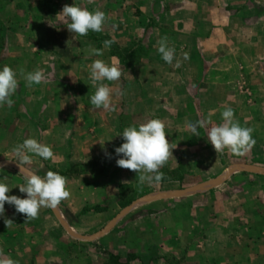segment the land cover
<instances>
[{
  "label": "crops",
  "instance_id": "crops-1",
  "mask_svg": "<svg viewBox=\"0 0 264 264\" xmlns=\"http://www.w3.org/2000/svg\"><path fill=\"white\" fill-rule=\"evenodd\" d=\"M72 4L103 11V31L70 33L59 12ZM162 37L175 48L179 67L159 55ZM105 40L113 41L108 49ZM91 48L103 55L89 56ZM96 59L122 71L119 81H104L113 89L112 110L90 103L95 88L89 66ZM4 65L18 74L42 69L47 82L28 87L18 75L14 103L0 107V162L16 163L12 149L28 138L50 146L53 159L33 157L24 168L66 177L70 196L56 208L81 235L101 231L137 192L131 186L139 174L118 167L114 153L127 126L158 118L166 125V139L177 146L160 169L164 179L147 193H171L189 188L196 176H212L205 163L219 162L221 152L208 143L207 131L223 122L226 107L241 126L253 129L251 155L264 152V0H0V68ZM243 80L251 103L236 90ZM198 120L206 125L196 137L185 123ZM25 175L0 166L9 195L25 196L17 187ZM219 189L136 203L91 241L70 236L51 208L27 219L5 204L0 261L103 264L113 255L129 264H264V176L235 172Z\"/></svg>",
  "mask_w": 264,
  "mask_h": 264
},
{
  "label": "clouds",
  "instance_id": "clouds-1",
  "mask_svg": "<svg viewBox=\"0 0 264 264\" xmlns=\"http://www.w3.org/2000/svg\"><path fill=\"white\" fill-rule=\"evenodd\" d=\"M59 19L67 24L70 33L79 36H87L89 32H102L106 23V14L99 9L89 11L87 8L78 5H65L59 12ZM113 41L105 40L103 48H110ZM157 51L162 60L168 65L179 67L180 61L176 58L175 48L169 46L167 38L162 37L158 42ZM89 56H102L101 49L91 48L88 50ZM183 59L188 60V53L183 54ZM89 79L95 88L94 94L90 96V103L96 109L112 110L113 89L104 81H119L122 71L115 64H109L102 59L94 60L89 66ZM19 77L26 82L28 87L47 82V77L42 69L32 72L16 70L8 65L0 68V107L7 105L11 107L14 103L12 97L17 92ZM122 95L123 93H116ZM222 123L211 127L207 131V141L214 150L219 153L225 149L236 155H243L254 144L252 138L253 129L243 127L234 116V110L226 107L221 112ZM205 121L186 122L185 128L192 136L199 137V129L204 128ZM166 125L160 119H150L139 125H130L124 128L118 135L123 143L115 147L114 153L117 157L118 167L132 170L139 174V183L151 185L159 184L164 179V173L160 171L170 157L175 148L166 139ZM16 163L23 171L25 165L33 163V157L42 160L54 158L52 148L42 144L35 138L25 139L22 143L12 149ZM111 158V156H109ZM67 179L58 172L48 171L46 175H37L34 171L24 176V183L17 186L19 192L25 194L23 198L17 195H9L11 191L9 184L0 179V217L5 214V204L13 206L16 213L24 214L27 219H35L41 208H56L62 200L70 196L67 190ZM9 224L11 220H7ZM0 264H16L11 258L0 261Z\"/></svg>",
  "mask_w": 264,
  "mask_h": 264
},
{
  "label": "rangeland",
  "instance_id": "rangeland-1",
  "mask_svg": "<svg viewBox=\"0 0 264 264\" xmlns=\"http://www.w3.org/2000/svg\"><path fill=\"white\" fill-rule=\"evenodd\" d=\"M239 23V21L237 22H234L233 25L235 26V24ZM236 90L239 94H243L246 96V101L249 103L251 101V91L248 87V84L243 80V81H239L236 85ZM251 103V102H250ZM250 105V104H249ZM251 106V105H250ZM250 111V110H249ZM251 117V114H249ZM250 121H252V117L250 119ZM252 148H250L248 151H246L243 155H236V154H233L231 151L225 149L223 152H221L220 156H221V160L218 162L217 160L216 161H212L210 163V165L208 163H205L206 165H208L210 168H211V172H212V176L211 177H204V178H200L199 176H196L194 179H190V185L186 186V187H192V186H195L199 183H202V182H205V181H208V180H211V179H214L216 178L217 176L219 175H223L224 173H226V171H228L229 169H231L232 167H238V166H241V165H254V166H259V167H263L264 168V164H261L260 162L264 163V161L260 160V159H263L264 160V152L260 153L258 152V154L256 155L252 154L253 151H251ZM243 159L242 161H239L238 159ZM224 167V172L222 171V173H219L218 174V171L221 170L222 168ZM209 168V169H210ZM247 173H250L254 176H259V175H263L264 174H260V173H257V172H254V171H247ZM197 174L199 175V171L197 172ZM138 183V184H137ZM155 183L151 184V185H148L147 183L145 184H141L139 183V179L136 181L135 185L131 186L132 190L133 188H135L137 190V192L133 193V195L131 196V198H133V201L137 200L138 198L142 197V196H145V195H155V194H162V193H159V192H151V193H147L151 190V188H154L155 186ZM220 183L218 184H212L210 185L209 187H207L205 190H201L199 192H196V195L198 193H207V194H214L215 192L216 193H219L220 192ZM185 187H182L180 189H176V190H172L171 192L173 191H177V190H181V189H184ZM211 191H214L213 193H210ZM219 191V192H218ZM206 194V195H207ZM124 195V193H122V196ZM202 195V194H201ZM130 197V196H129ZM200 196H198L196 198L195 201H200V204L203 203L204 198L201 199V197L199 198ZM131 204V203H129ZM128 205V204H127ZM125 205V206H127ZM140 207V208H138ZM142 205L140 206H135V210H132V211H138V209H141ZM123 208L120 209V211L122 210ZM120 213V212H119ZM134 213V212H133ZM136 213V212H135Z\"/></svg>",
  "mask_w": 264,
  "mask_h": 264
},
{
  "label": "water",
  "instance_id": "water-1",
  "mask_svg": "<svg viewBox=\"0 0 264 264\" xmlns=\"http://www.w3.org/2000/svg\"><path fill=\"white\" fill-rule=\"evenodd\" d=\"M0 166H9V167H13V168H16V169L20 170L18 164L13 163V162L3 161V162H0ZM239 171H254V172H257V173H260V174H264V168L263 167L254 166V165H241V166L234 167V168L232 167L231 169L226 171V173H224L223 175H220V176H218V177H216L214 179L199 183V184H197L195 186H192V187H189V188L181 189V190H178V191H175V192H171V193L155 194V195L150 194V195L142 196V197L138 198L137 200L133 201L130 205H128L124 209H122L120 211V213L107 226H105L101 231H99L98 233L93 234V235H81V234L75 232L73 229H71L66 224V222L64 221V219L62 218L60 213L57 211V208H51V210H52L53 214L55 215L56 219L59 221L60 225L64 228V230L70 236H72L74 238L86 240V241H91V240L96 239L97 237L103 235L106 231H108L136 203L149 202V201H154V200H157V199L181 197V196H184V195L196 193V192H199L201 190H205L207 187H209L212 184L221 183L224 179H226L227 177H229L233 173L239 172ZM23 172H25L27 174L30 173V171H28L24 167H23Z\"/></svg>",
  "mask_w": 264,
  "mask_h": 264
},
{
  "label": "trees",
  "instance_id": "trees-1",
  "mask_svg": "<svg viewBox=\"0 0 264 264\" xmlns=\"http://www.w3.org/2000/svg\"><path fill=\"white\" fill-rule=\"evenodd\" d=\"M129 202H131V200L130 201H126L124 204H127ZM103 264H129V263L128 262L122 263V262L119 261V257L118 256H113L112 255V256H109V259L107 261H105Z\"/></svg>",
  "mask_w": 264,
  "mask_h": 264
}]
</instances>
